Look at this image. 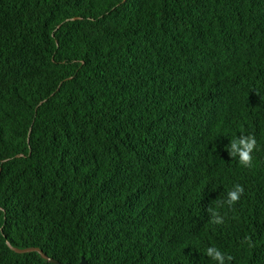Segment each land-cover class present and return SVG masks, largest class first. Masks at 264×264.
<instances>
[{
    "label": "trees",
    "instance_id": "obj_1",
    "mask_svg": "<svg viewBox=\"0 0 264 264\" xmlns=\"http://www.w3.org/2000/svg\"><path fill=\"white\" fill-rule=\"evenodd\" d=\"M16 246L264 264V0H0V264H54Z\"/></svg>",
    "mask_w": 264,
    "mask_h": 264
},
{
    "label": "clouds",
    "instance_id": "obj_2",
    "mask_svg": "<svg viewBox=\"0 0 264 264\" xmlns=\"http://www.w3.org/2000/svg\"><path fill=\"white\" fill-rule=\"evenodd\" d=\"M257 140L254 135L248 134L245 135L241 133L238 137L232 139L230 144L228 145L229 155L234 158L238 157V163L243 167L250 168L252 167V153L256 149ZM245 189L242 185L236 184L233 186L232 190L227 193L226 203L229 206L237 203L241 196L243 195ZM211 217V222L214 224H222L224 222V217L220 215V213L213 209L208 208L207 210ZM243 243H248L249 246H252L251 238L249 236H245ZM206 254L209 258L216 261L217 264H227L233 260V257L228 254L226 255L219 249L215 247H208L206 250Z\"/></svg>",
    "mask_w": 264,
    "mask_h": 264
},
{
    "label": "water",
    "instance_id": "obj_3",
    "mask_svg": "<svg viewBox=\"0 0 264 264\" xmlns=\"http://www.w3.org/2000/svg\"><path fill=\"white\" fill-rule=\"evenodd\" d=\"M16 252L18 253H27V252H37L40 254V256L47 262H51L54 264H71V263H61L60 261L49 257L46 253H44V251L38 247H26V248H22V247H12ZM76 264H89L88 261L85 259V257H82L79 263Z\"/></svg>",
    "mask_w": 264,
    "mask_h": 264
}]
</instances>
